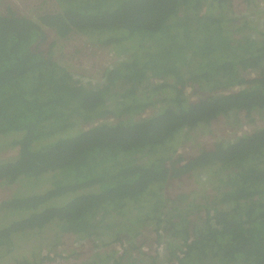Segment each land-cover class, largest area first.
Returning <instances> with one entry per match:
<instances>
[{"label":"trees","instance_id":"trees-1","mask_svg":"<svg viewBox=\"0 0 264 264\" xmlns=\"http://www.w3.org/2000/svg\"><path fill=\"white\" fill-rule=\"evenodd\" d=\"M53 1L0 0V264H264V127L214 132L264 119V0Z\"/></svg>","mask_w":264,"mask_h":264},{"label":"rangeland","instance_id":"rangeland-1","mask_svg":"<svg viewBox=\"0 0 264 264\" xmlns=\"http://www.w3.org/2000/svg\"><path fill=\"white\" fill-rule=\"evenodd\" d=\"M17 1V7H20L22 10L26 9L28 10L29 8L32 9L33 11L39 7V5H41V8L44 10V11H51L54 9V1L53 0H16ZM76 46H79V43H76L74 44ZM69 46H73L72 44H69V43H65L63 44V47L59 46V48L57 49V57H59L60 59V62L64 63L63 59H64V56H63V51H65L66 48H68ZM69 55V54H67ZM74 58H80V57H75ZM89 61H92V64L95 63V61L93 59L89 60ZM89 61L87 62V65H86V68L88 70L89 73H96L97 72V69L95 68V70L91 69V65L89 63ZM80 65H83L81 64L80 60L78 59H75L72 63V66H74V68H79ZM251 77H254V76H251ZM195 87L193 88H190L187 93L196 98L198 97V95L196 96L195 92H197V90L195 91L194 90ZM199 94V93H198ZM149 114V113H148ZM147 114V115H148ZM258 120L257 122L254 124V125H248L247 123L244 124V125H241L240 127H237V125L235 126V122L233 121H230V122H221L220 124L217 123L215 126H218V128L214 131L215 134L219 135V134H222L224 132V129L225 132L229 131H235V132H231L233 133L234 135L237 133L240 134L241 132H244V133H252L254 131L255 128H258V127H261L263 126L264 127V119H261V117H257ZM247 122V121H246ZM219 124V125H218ZM219 127H223L222 130H219ZM231 127H233L234 129H230ZM208 137H211V135H209ZM202 136H199L197 135V137L191 141L189 143V147L193 152L196 151L197 149V144L200 143V140H201ZM12 140V139H9V141ZM11 142V141H10ZM10 142H7V143H10ZM182 149V148H181ZM14 154V150L13 149H5L3 154L0 155V159H8L9 157L13 156ZM183 186V185H182ZM179 187V184H176L175 186H173V188H177ZM3 188H8L6 187L5 185H3ZM2 195V193H0V196ZM150 247V245H149ZM27 250H30V247L28 249H26V251H24L23 253L25 254H28L30 253V251H27ZM18 256V255H16ZM15 257L14 256H10L9 258L7 259H2L5 263H10V264H13V259Z\"/></svg>","mask_w":264,"mask_h":264},{"label":"clouds","instance_id":"clouds-1","mask_svg":"<svg viewBox=\"0 0 264 264\" xmlns=\"http://www.w3.org/2000/svg\"><path fill=\"white\" fill-rule=\"evenodd\" d=\"M237 91H239L238 89H232L231 90V92H237ZM226 130V129H225ZM231 132H235V131H231ZM223 134V133H222ZM243 134H246V133H244V132H241L240 134L238 133V131H237V133L235 134L236 136H241V135H243ZM215 135H217V134H215ZM219 135H221V134H219ZM234 135V134H233Z\"/></svg>","mask_w":264,"mask_h":264}]
</instances>
